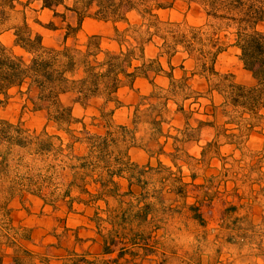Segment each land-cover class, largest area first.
Segmentation results:
<instances>
[{"label":"rangeland","instance_id":"rangeland-1","mask_svg":"<svg viewBox=\"0 0 264 264\" xmlns=\"http://www.w3.org/2000/svg\"><path fill=\"white\" fill-rule=\"evenodd\" d=\"M21 3L1 35L3 42L18 54L25 53L15 46L12 27L21 25L26 15L48 46L64 42L68 23L78 25L79 16L64 6L51 10L35 0H21ZM209 3H197L190 9L184 0H178L173 8L162 10L159 17L167 22V30L178 31L184 46L187 38L199 36L198 28L212 32L221 26V21L205 12V7L213 10ZM35 20H40L43 26L35 24ZM53 27L57 29L52 30ZM119 27L122 29L124 25ZM221 27L229 29L225 23ZM95 34L112 37L113 24L86 17L80 37L86 39ZM162 43L157 37L155 44L148 47L149 57H157ZM180 49L181 53L172 60L173 66L164 60L166 73L156 77V88L140 78L135 91H122L135 106L118 111L115 117L121 124L138 122V146L131 149V157L141 165L156 167L145 179L149 181L153 201L161 196L166 202L159 210L156 208L148 222L140 227L134 225V229L146 234L147 242H128L131 232L127 231L123 237L129 240L120 241L112 256L103 251V240L93 221L94 208L75 204L74 210H70L67 201L59 196L45 200L31 194L22 196L18 187L11 190L24 178L36 180L40 176L35 162L36 145L22 148L10 143L18 137V131L25 128L24 135L33 139L45 132L62 133L53 122H48L44 112L33 109L28 95L14 92L8 103L0 104L3 120L0 126L8 129L0 133V157L10 160L9 167H0V255L4 264H64L73 252H89V260H97V264H115L111 257L119 256L121 251H125L123 257L131 260L121 258L117 264H264V119L255 124V130H248V122L233 117L221 94L211 91L201 67L186 55L184 47ZM217 70L221 77H212L216 78L215 83L220 80L227 83L233 77L244 85L254 83L240 59V51L234 46L219 55ZM167 73L174 74V82ZM184 83L189 89L173 96L168 113L157 98L144 99L152 93L169 95L171 89ZM64 102L72 106L75 116L86 118L93 133L102 130L92 125L101 121L92 120L93 115H100L96 108L85 109L71 94L64 97ZM161 164L171 167L174 174ZM43 174L51 176L46 171ZM70 178L71 174L64 172L53 180L51 188L59 193L58 183L69 182ZM165 178L166 186L162 184ZM122 182L127 190L128 181ZM182 184L187 188H180ZM132 189L137 194L141 191L137 185ZM175 191L187 193V202ZM126 200L130 201L131 197L126 196ZM186 203L195 204L197 214ZM194 215L201 218L196 220Z\"/></svg>","mask_w":264,"mask_h":264},{"label":"trees","instance_id":"trees-1","mask_svg":"<svg viewBox=\"0 0 264 264\" xmlns=\"http://www.w3.org/2000/svg\"><path fill=\"white\" fill-rule=\"evenodd\" d=\"M35 1L40 2L44 9L55 10L57 6H64L67 11L79 16V22L77 26L72 23L66 25L61 45L48 46L44 43L42 33L30 23L27 15L24 16L21 25L12 27L15 46L25 53L18 54L3 42L1 35L12 12L17 11L18 5L23 3L21 0H0V104L8 103L14 92L28 95L33 109L44 112L48 122H53L57 131L62 133L49 135L45 132L33 139L30 135H24L25 128L18 131V137L10 143L22 148L36 145L38 158L35 162L38 163L40 176L36 180L24 178L11 190L18 187L22 196L31 194L45 200L59 196L67 201L70 210H74L75 204L94 208L93 221L102 237L103 251L112 256L120 241L129 240L123 237L127 231L131 232L128 242H147L146 234L134 229V225L140 227L148 222L156 208L159 210L166 202L161 196L153 201L148 189L149 181L145 179L148 172L155 171L156 167L141 165L131 157V149L138 146V122L133 120L121 124L115 117L118 111L135 106L123 96L122 91H135L140 78L147 79L156 88V77L166 73L164 60L173 66V58L184 47L186 55L196 61L209 80L211 91L221 94L224 103L232 110L233 117L247 121L250 126L248 130H255V124L264 119V0H184L190 9L197 3L210 2L213 13L205 7L207 15L229 28L222 30L221 24L214 31L205 32L200 27L199 36L191 40L187 38L184 46L178 31L167 30V22L159 17L162 10L173 8L178 0ZM86 17L111 22L113 36L95 34L86 39L81 38L82 22ZM34 23L43 26L40 20ZM120 24L124 28L121 29ZM191 30L195 28L191 27ZM157 37L163 43L157 57L153 59L147 50L155 44ZM70 39L73 41L69 42ZM228 39L231 41L228 42ZM197 45L200 49H196ZM232 46L240 51V59L254 80L252 85L238 83L234 77L227 83L224 80L215 83L216 78L221 77L217 70L218 57ZM166 76L174 82L173 73ZM189 87L184 83V86L178 85L171 89L169 95L152 93L144 99L157 98L168 113L173 96L185 93ZM221 87L223 89L220 91ZM68 94L74 95L75 102L85 109L94 107L99 111L100 115H93L92 120L101 121L93 122L92 125L102 127L101 131L93 133L85 117L75 116L72 106L64 102ZM184 95L188 98L187 94ZM155 110L161 114L160 110ZM137 111H140V106ZM2 132H8V129L0 126ZM1 158L0 167H9L10 160ZM161 166L171 171V167ZM45 171L51 176H42ZM64 172H69L71 178L69 182L58 183L60 190L57 193L58 189L51 188V184ZM171 174L174 173L171 171ZM122 180L128 181L127 190ZM166 183L165 178L162 184L166 186ZM134 185L140 187L139 194L132 189ZM186 186L182 184L180 188ZM175 192L183 198V202H187V193ZM126 196H130L131 200H126ZM186 204L197 214L195 204ZM194 217L198 220L201 215ZM107 224L111 226L109 229ZM104 231L107 233L103 234ZM90 254L73 252L64 264H97V260H89ZM124 255L125 251H121L119 256L111 257V260L115 264L121 258L127 262L131 260ZM0 264H4L2 255Z\"/></svg>","mask_w":264,"mask_h":264}]
</instances>
